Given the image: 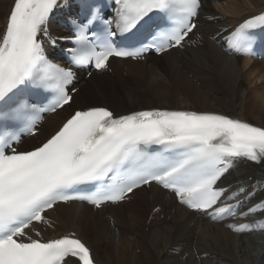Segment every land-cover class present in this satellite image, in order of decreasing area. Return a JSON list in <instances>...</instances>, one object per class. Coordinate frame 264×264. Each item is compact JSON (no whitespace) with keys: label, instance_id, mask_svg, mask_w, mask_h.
Returning <instances> with one entry per match:
<instances>
[{"label":"snow or ice","instance_id":"snow-or-ice-1","mask_svg":"<svg viewBox=\"0 0 264 264\" xmlns=\"http://www.w3.org/2000/svg\"><path fill=\"white\" fill-rule=\"evenodd\" d=\"M115 3V14L103 20L108 27L102 43H93L88 36L101 20L98 9H91L83 22L73 21L75 35L63 37L77 45L69 50L73 64L101 70L110 57L141 56L150 45L142 44L132 51L120 49L111 39L116 32L110 26L115 24L121 34L131 33L154 12L165 14L173 25L153 36L151 44L156 45V51L179 46L196 27L191 18L200 7L199 0ZM58 6L59 0H14L0 36V102L12 100L28 84L56 92L49 107L21 101L8 112L0 111V119L30 122L33 132L40 113L72 101L67 91L72 70L51 63L43 49L45 38L55 43L47 24ZM255 26L264 27V12L246 20L233 33L230 49L251 54L250 37L243 30ZM9 137H14L10 131L0 134V264H68L67 258L94 264L89 248L74 234L43 241L25 230L34 221H43L42 213L59 202L81 200L97 207L109 201L117 203L153 181L175 192L182 204L207 212L213 220L235 217L243 201L221 206L229 189L217 187L218 181L236 160L264 161V127L209 112L152 109L114 116L105 107H89L75 111L58 131L30 151H17L6 139ZM85 185L95 190L76 192L78 186ZM244 191L240 188L228 199L235 200ZM229 227L235 230L237 226ZM238 227L242 230L248 225Z\"/></svg>","mask_w":264,"mask_h":264},{"label":"bare ground","instance_id":"bare-ground-1","mask_svg":"<svg viewBox=\"0 0 264 264\" xmlns=\"http://www.w3.org/2000/svg\"><path fill=\"white\" fill-rule=\"evenodd\" d=\"M12 1L0 0V33ZM263 9L264 0H201L191 44L144 61L111 59V73L88 80L80 74L72 101L49 115L24 149L45 139L73 110L92 106L108 107L117 116L150 108L218 112L264 127V62L234 56L225 47L236 24ZM238 168L221 181L230 187L223 203L243 200L235 217L213 220L189 211L149 184L95 211L77 202L55 206L44 237L73 232L99 264H264V162H241ZM240 188L245 191L229 200ZM244 223L258 230L229 227Z\"/></svg>","mask_w":264,"mask_h":264},{"label":"rangeland","instance_id":"rangeland-1","mask_svg":"<svg viewBox=\"0 0 264 264\" xmlns=\"http://www.w3.org/2000/svg\"><path fill=\"white\" fill-rule=\"evenodd\" d=\"M217 2H219V3H222V2H224V0H217ZM97 76H100V75H104V74H96ZM90 77V76H89ZM89 77H87V78H84L85 80H88L89 79ZM261 84H264V82H261ZM244 263H246L245 261H243Z\"/></svg>","mask_w":264,"mask_h":264}]
</instances>
